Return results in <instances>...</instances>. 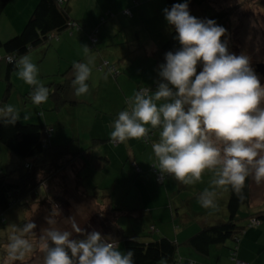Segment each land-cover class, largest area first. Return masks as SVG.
Returning a JSON list of instances; mask_svg holds the SVG:
<instances>
[{"label":"crops","instance_id":"1","mask_svg":"<svg viewBox=\"0 0 264 264\" xmlns=\"http://www.w3.org/2000/svg\"><path fill=\"white\" fill-rule=\"evenodd\" d=\"M37 1L8 2L6 10L0 16L1 39L7 37L4 32L16 34L22 29ZM76 1L66 0L71 25L57 35H52L48 42L35 47L33 52L27 55L38 66L39 78L47 88H51L54 83L65 86L64 95L67 102L56 110L53 108V101L48 99L45 107L50 113H41L39 117L34 112L31 113L27 104L24 105V99L19 118L47 125L52 129L50 144H67L74 157V161L64 171L56 174L53 182L46 181L37 187L33 204L50 199L52 194V199L61 198L66 204L62 208L61 217L62 220L68 221L65 225H70L74 219L86 231L94 229L102 235L120 241L121 234L144 241L158 237L170 238L177 245L178 259L182 264H235L231 252H234L238 260L247 264H264V208H260L264 203V181L256 182L259 190L255 194L252 187L253 177L250 176V201L246 206L259 208H253L245 222L241 223L245 228L239 239L214 245L207 253H200L188 244V239L204 226L228 218V187L221 186L218 191L212 170L204 171L207 180L203 182L202 187L199 186V181L186 185L171 175L163 183L155 182L149 169L151 164L157 161L152 144L159 138L158 130L153 131L152 141L149 142L130 139L125 143L116 144L111 140L113 121L118 113L127 107L128 99L142 88L155 90L153 85L160 79L158 66L164 63L165 52L160 46L168 39L171 26L164 19L163 26H157L154 35H148L146 40H141L144 35H139L138 27L145 20V7L152 1L147 0V4L141 5L139 0L135 5L132 0H78V3H83L81 6L75 4ZM126 9L131 11L132 17L124 13ZM109 10L114 12L112 17L106 14ZM130 30H133L135 35L130 33ZM94 32L97 41L92 45L90 38ZM89 57L94 58L92 74L88 81L89 93L77 97L72 89L73 93L70 91L68 94L67 83H72L74 78L73 63L84 62ZM4 60L6 61L5 53L0 49V78L5 74ZM146 70L147 77L144 76ZM17 76V72H12L10 83L11 78L15 80ZM31 88L24 89L20 94L22 100ZM83 103H87L91 108L80 107ZM34 107L32 110H35ZM78 107L88 116L94 113L92 119L84 121L82 126L79 119H75ZM68 118L73 119L71 132L62 130L67 127ZM84 136L89 139V143L81 145L80 140ZM67 157L69 158V155ZM67 168L73 172L75 181L71 190L68 189L65 177ZM84 171L86 177H91L92 180V173L100 174L101 178L108 177L111 185L109 183L102 186L95 183L90 186L89 180L83 185L81 176ZM206 189L216 193L214 208H203L199 202L200 193ZM66 196L72 197V200L69 201ZM253 198L261 201L253 202ZM127 199L131 203H126ZM25 200L33 205L32 198L26 197ZM75 203L81 207L80 210L76 209ZM46 204L45 214L49 215L47 213L53 212V208L49 203ZM57 205L60 206L59 203ZM223 208L225 210L220 212ZM260 213L263 217L256 225H247L252 216ZM122 217L133 218L140 225L133 226L129 222V228H126V219ZM32 221L36 223L35 220ZM96 225L98 227H95ZM36 230L37 228L33 231ZM68 230L71 228L68 227ZM31 235L36 236L34 232ZM155 264L165 263L160 261Z\"/></svg>","mask_w":264,"mask_h":264},{"label":"clouds","instance_id":"2","mask_svg":"<svg viewBox=\"0 0 264 264\" xmlns=\"http://www.w3.org/2000/svg\"><path fill=\"white\" fill-rule=\"evenodd\" d=\"M162 12L180 47L164 54L155 90L142 88L128 99L113 121L111 140H141L158 130L152 151L161 174L192 185L205 170H212L215 185L231 186L239 194L249 176L257 183L264 181V84L247 55L229 51L227 29L215 19L191 15L188 0ZM93 64L89 57L72 65L77 97L90 91ZM15 65L18 77L32 87V103H46L49 89L39 78L38 66L27 55ZM18 119L13 105L0 107V123ZM198 199L203 208L216 207L214 190H204ZM36 227L32 220L13 226L3 264L23 262L36 250L29 238ZM40 241L43 264H135L132 249L121 250L118 240L86 231L74 219L71 230L49 227Z\"/></svg>","mask_w":264,"mask_h":264},{"label":"trees","instance_id":"3","mask_svg":"<svg viewBox=\"0 0 264 264\" xmlns=\"http://www.w3.org/2000/svg\"><path fill=\"white\" fill-rule=\"evenodd\" d=\"M10 0H0V16L4 12ZM206 0H190L194 5L202 6ZM134 3V2H133ZM178 0H166L167 8ZM135 4V3H134ZM206 16V17H205ZM205 18L215 19L217 24L228 28V12L224 9L218 11H206ZM72 23L66 7V0H38L22 29L8 39H1L0 49L5 53L6 59L4 80L6 81L5 94L8 95L11 83L10 74L17 69L15 61L19 60L29 51L48 42L52 35L67 29ZM175 31L171 28L168 39L160 46L165 53L177 50L180 45L174 39ZM224 39V37H221ZM92 44V43H91ZM95 45V44H92ZM12 61V62H10ZM199 71V69H198ZM156 87V84L153 85ZM49 89V99L54 103V109L63 106L67 100L64 95L65 86L54 83ZM32 88L24 97H31ZM154 132L149 137L142 139L144 142L152 141ZM50 129L42 122L25 121L18 119L14 124L0 123V143L9 151L20 158L22 169L19 168L0 172V217L2 213L12 205H19L27 210L30 204L26 197L36 196V189L46 181H54L55 176L61 173L74 161L67 144H50ZM69 155V158L67 157ZM154 161L150 166L152 171ZM159 165V164H158ZM170 176L167 175L166 178ZM165 178V179H166ZM155 180V179H154ZM228 187V199L226 209L228 218L218 223L204 226L188 239V244L200 253H207L210 247L224 244L227 240H238L244 232L245 226L239 223L236 215L241 206H246L250 201V176L246 179L241 193H236L231 186ZM43 201V200H42ZM41 201V202H42ZM263 214H255L250 221H260ZM3 221V220H2ZM249 221V226H252ZM27 219H21L14 226L22 227ZM256 225V224H255ZM32 237L30 234L29 238ZM123 249H132L135 253V264L145 262H164L165 264H182L178 259L176 243L167 237H158L151 240H141L134 236L121 234ZM6 243V241H2ZM8 242V241H7ZM231 252L232 258L233 256ZM236 258V257H235Z\"/></svg>","mask_w":264,"mask_h":264},{"label":"rangeland","instance_id":"4","mask_svg":"<svg viewBox=\"0 0 264 264\" xmlns=\"http://www.w3.org/2000/svg\"><path fill=\"white\" fill-rule=\"evenodd\" d=\"M150 1H152V2H150L148 4V6L145 7V20H144L143 24H140V26L138 27V29H140L139 35H141V36L144 35V37L141 38V40L142 39L146 40L148 38V35H154L157 31L156 27L157 26L162 27L163 22H165L164 21L165 18H164L162 10L164 8H166V0H150ZM178 1L183 2V0H178ZM189 1L190 0H188L190 14L197 17V18L204 19L206 17V16L204 17V15H206V11L209 14V11H211V10L212 11H218V10L224 9L225 11L228 12L227 39H228L229 51L232 53H235L237 55H239V54L247 55L250 59L251 66L253 67L255 72L260 77L261 83L264 84V75H262L256 69L257 68L256 66L258 64L264 65V0H206L201 7L194 5L192 2H189ZM140 2H142L141 5L143 3L147 4V0H140ZM77 3H78V0L76 1L75 4H77ZM138 3H139V0H137V3H135V5H137ZM78 4L80 6L83 5V3H78ZM82 8L83 7H81V9ZM132 8L133 7H131V9ZM113 13H114L113 11L109 10L106 14L109 15V17H112L114 15ZM129 17H132V16H129ZM102 20H103V18H102ZM0 25H1V22H0ZM130 33L133 34V30ZM4 35L7 37H4L2 39H8L15 34H10L8 32H4ZM133 35H135V34H133ZM32 52H33V50L29 51L25 55H28ZM4 62L6 65L5 60H4ZM145 67H147V66H145ZM14 72H18V70L15 69L13 71V73ZM147 73H148V70H146L144 72L145 77L148 76ZM24 84L25 83L21 82V79L18 76L15 80H13L11 78V85L12 86H10L8 95H4L5 94V88H6V81L4 80V74H2V78H0V107L6 106V105H13L19 111V113H21L22 101H24V99H26V102L24 103V105L27 104V108L30 107V109L32 111V112L31 111L30 112L32 114L35 113L37 116H39V115H42L45 113H50V111L46 109L45 105H47V104H45V103H43L41 105H34L32 103L31 97L29 98L26 96L23 97V100H22L20 94H22L25 91L24 89H29L31 87L27 84L26 85H24ZM71 84L72 83H69V84L67 83L68 88L66 90H68V94L70 91H71V93H73L72 92L73 87ZM19 88H21L23 90L20 91ZM18 90H19V92H18ZM86 104L87 103H83L82 105H79V106L91 108L89 105H86ZM33 106H35L34 107L35 110H32ZM80 107L77 108V113H75V115H76L75 119H79L80 125L82 126V123L84 121H90L92 119L94 113H90L88 116L86 113L81 111ZM37 116H36V118H37ZM19 117H20V114H19ZM72 120L73 119H70V118L67 119V121H66L67 127L63 128L62 129L63 131H65V132L70 131L71 132ZM50 130H52V129H50ZM68 139H70V138H68ZM80 143H81V145H85V143H89V139L87 137L85 138V136L81 137ZM22 162L23 161L20 158H18L15 154H13L4 145H2L0 143V172H8L10 170H14V169L19 168L18 166H20V168L22 169V166H21ZM205 171H207V170H205ZM65 177L67 180V186H69L68 189L71 190V188H73V186L75 185V181H74L73 172L71 170H69L68 168L66 170ZM81 177H82L83 185H85L86 182L88 183V180H89V184H91L90 186L95 185V183L96 184L99 183L102 186L110 183V179L108 177H106V178L102 177L101 178V175L96 174V173H92V177L94 180H92L91 177H86L85 171L83 172V175ZM213 177H215L217 179L215 172H214ZM99 180H100V182H99ZM205 180H207V175H204V173H202L201 180L199 181L200 187H202V184H203V182H205ZM252 181L254 183V184L252 183L253 192L256 194L259 190V187H258L254 178ZM48 182H50V181H48ZM110 185H111V183H110ZM217 188L219 191L221 186H217ZM51 195H50V199L43 200L42 202H39V203L37 202V204H33L34 202H33V198H32V204L33 205H30L31 208H29V210H27L26 212H25V209L21 208L19 205H12L2 213V216L0 217V264H3V261L6 259L5 247H6V244L8 241L7 237L10 234V232L12 231V228L16 224V222L20 221L21 219L35 220L36 221V225L38 227H36L37 228L36 231H33L36 236L30 237V239H32L35 243L36 250L30 256L26 257L23 262L17 261V262H15V264H43L44 254L39 250V246L41 243L40 237L44 234L45 229H47L49 227H57V228H60L61 230H68V227L71 228V224L65 225V223L68 222L67 220L61 219L62 208L66 205L65 202L61 198H58L57 200H56V198L52 199ZM127 198H129V197H127ZM67 199L69 201H71L72 197H67ZM44 201L49 203L53 208L52 209L53 212L47 213L49 215L45 214V212H46L45 211L46 210L45 205H47V204H46V202L43 203ZM252 201L258 202L261 200L257 199V198H253ZM57 203L60 204L59 207H58ZM126 203H131V201L129 199H127ZM55 205H57V206H55ZM76 205L77 204L75 203V206ZM73 206H74V204H73ZM115 206H117V204H115ZM256 207L259 208L258 206H256ZM256 207L250 206V208H249L245 205L241 206L237 215H236L237 221L239 223H244L246 217L249 216L252 209L256 208ZM260 208H264V203H262L260 205ZM76 209L80 210L81 207H79L77 205ZM224 210L225 209L223 208L220 212H222ZM64 217L66 218V216H64ZM71 218H73V217H71ZM49 219L54 220L55 224L49 225V223H48ZM122 219H126V223H124L126 225L125 226L126 228H129V222L131 224H133V226L140 225V223H137L136 220L133 218L128 219L127 217H122ZM78 222L80 223V221H78ZM40 223H42L43 226H41ZM127 223H128V225H127ZM98 225L100 226V224H98ZM102 226L104 227V224H102ZM102 226H101V228H102ZM42 227H43V229H40ZM95 227H98V226L96 225ZM92 230H94V229H92ZM154 236H156V235H154ZM112 237H114V236L112 235ZM2 241H6V243H4ZM118 241L120 244V248H124L122 241H120L119 239H118ZM226 242L230 243V240H227ZM182 249H183V247L181 248V251H183ZM144 264H155V263L154 262H147V263L145 262Z\"/></svg>","mask_w":264,"mask_h":264},{"label":"built area","instance_id":"5","mask_svg":"<svg viewBox=\"0 0 264 264\" xmlns=\"http://www.w3.org/2000/svg\"><path fill=\"white\" fill-rule=\"evenodd\" d=\"M59 1L62 2L63 0H59ZM133 2L134 3H137V0H133ZM124 13L127 14V15H129V16H131V11L129 9L124 10ZM90 39H91V43L92 44H95L96 43V41H97L96 32H94L91 35V38ZM6 59L7 60H10L11 58L9 56H7ZM105 65H106V63H105ZM111 69H114V68H111ZM112 72H115V70H112ZM158 169H159V165L158 164L157 165H153L152 171L154 173V179H155V182H157L159 184V183H163L164 182L167 174H161ZM161 175H163V178L162 179L159 178ZM257 222L258 221H255L254 219H252L250 221V224L251 225H255V224H257ZM232 255L234 256L233 253H232ZM233 259L235 260V264H247L246 262H244L242 260H238L235 257H233ZM188 264H194V263L193 262H189Z\"/></svg>","mask_w":264,"mask_h":264},{"label":"water","instance_id":"6","mask_svg":"<svg viewBox=\"0 0 264 264\" xmlns=\"http://www.w3.org/2000/svg\"><path fill=\"white\" fill-rule=\"evenodd\" d=\"M256 67L257 71L264 75V65L258 64Z\"/></svg>","mask_w":264,"mask_h":264}]
</instances>
